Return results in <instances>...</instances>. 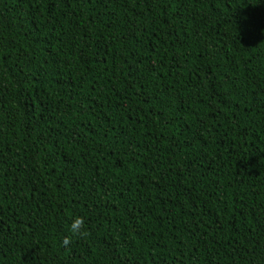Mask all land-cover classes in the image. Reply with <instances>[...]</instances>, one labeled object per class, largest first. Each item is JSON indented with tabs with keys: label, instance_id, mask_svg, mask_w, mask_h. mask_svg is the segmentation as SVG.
Masks as SVG:
<instances>
[{
	"label": "trees",
	"instance_id": "1",
	"mask_svg": "<svg viewBox=\"0 0 264 264\" xmlns=\"http://www.w3.org/2000/svg\"><path fill=\"white\" fill-rule=\"evenodd\" d=\"M0 264H264V0H0Z\"/></svg>",
	"mask_w": 264,
	"mask_h": 264
},
{
	"label": "clouds",
	"instance_id": "2",
	"mask_svg": "<svg viewBox=\"0 0 264 264\" xmlns=\"http://www.w3.org/2000/svg\"><path fill=\"white\" fill-rule=\"evenodd\" d=\"M68 235L63 238V243L69 245L75 237L85 235V219L79 215H73L67 225Z\"/></svg>",
	"mask_w": 264,
	"mask_h": 264
}]
</instances>
